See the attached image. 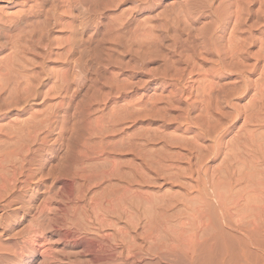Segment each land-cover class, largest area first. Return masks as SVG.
Here are the masks:
<instances>
[{
    "label": "rangeland",
    "instance_id": "374dc122",
    "mask_svg": "<svg viewBox=\"0 0 264 264\" xmlns=\"http://www.w3.org/2000/svg\"><path fill=\"white\" fill-rule=\"evenodd\" d=\"M235 1L239 2L0 0V153L14 151V138H19L16 123L31 114L40 118L30 140L23 141L24 154L30 155L32 168L40 173L18 193V206L0 210L4 222L0 241L8 247L2 249L0 264H40V260L32 263L34 255L26 252L38 229L45 231L49 264H74L68 257L74 251L67 242L68 230L61 227L64 222L52 216L49 223L34 227L32 219L55 180L63 182L65 200L72 181L73 195H86V200L107 185L73 180L79 161L91 164L92 159L114 157L129 171L134 191L159 195L181 191L162 169L157 174L154 168L169 163L187 167L180 154L188 153L184 147L199 130L195 122L201 105L197 91L190 88L192 82L206 72L222 84L217 95L228 112L232 111L228 99L240 107L248 100L238 94L245 90L244 76L264 82V0L243 3L236 27L243 59L250 66L244 76L235 72L237 66L225 54L234 28ZM26 78L32 80V96L12 101L10 94L15 96L18 83H30ZM123 105L129 109L124 121ZM231 121L234 134L236 123ZM137 176L141 184L133 182ZM49 204L64 205L59 198Z\"/></svg>",
    "mask_w": 264,
    "mask_h": 264
},
{
    "label": "bare ground",
    "instance_id": "6f19581e",
    "mask_svg": "<svg viewBox=\"0 0 264 264\" xmlns=\"http://www.w3.org/2000/svg\"><path fill=\"white\" fill-rule=\"evenodd\" d=\"M250 2L252 0L236 2L235 15L233 12L234 28L230 31L229 47L225 53L237 66L235 72L242 76L250 66L243 59V45L238 41L235 31L243 16V3L249 5ZM262 45L264 47V43ZM8 64L11 66V62ZM195 67L200 68L198 65ZM227 69L229 71L228 67ZM200 70L202 73V69ZM207 74L202 73L201 80L192 82L198 86L190 85V88L193 87V93L197 91L196 99L201 105L200 115L195 122L199 130L190 137L187 148L183 146L188 153L180 154L184 156L180 157L186 161L187 167L177 163L162 164L160 168L153 167L157 174V169H162L165 177L181 188L177 194H151L139 191L140 189L134 191L130 186L129 171L122 167L120 160L108 156L99 161L92 159L91 164L78 162L73 180H82V185L88 186L107 182L101 191L94 193L88 200L86 195H73V181L69 183L71 189L65 200L63 182H53L47 192V201L37 205L34 218L32 216L33 226L49 223L52 216L61 219L65 224L61 227L68 230L67 242L74 251V254L70 253L72 250L69 251L71 255L68 254L71 262L264 264V82L260 79L252 81V78L244 76L245 90L239 91L238 94H244L248 100L240 107L228 99L227 106L232 107V111L228 112L217 95V89H221L222 84L215 82L213 77ZM26 79L29 81V78ZM31 83L32 80L25 85L18 83L15 96L10 94L12 101L19 100L23 95H27L28 97L24 98L28 100L33 94ZM121 110L120 117L124 121L129 112L128 106ZM27 118L14 125L19 133V138H14L16 143L13 141L16 149L13 147L14 151L0 153L2 212L19 205L18 193L28 189L39 172L32 168L33 159L30 155L24 154L23 141L30 140L31 129L36 127L40 118L35 114ZM100 120L102 122V118L97 122L100 123ZM231 120L236 123L234 134L230 126ZM118 121L121 122L120 118ZM2 142L4 141H1V145ZM9 143L7 141L8 145ZM122 143L125 141L122 140ZM124 147L126 146H123L125 151ZM123 150L120 149L124 152ZM173 156L178 157L175 154ZM133 182L141 184L142 179L137 176ZM53 198L62 200L63 208H53L49 204ZM3 223L1 218L0 226ZM61 227L59 231L63 230ZM44 233L38 229L34 234L37 236H30V242L28 240L31 245L26 252L34 255L32 263L40 260V264H49L52 261L48 256L51 253L47 252V246L45 247L47 239ZM2 243L0 241V254L4 248ZM80 243L85 246L79 247ZM26 247L25 245V249Z\"/></svg>",
    "mask_w": 264,
    "mask_h": 264
}]
</instances>
